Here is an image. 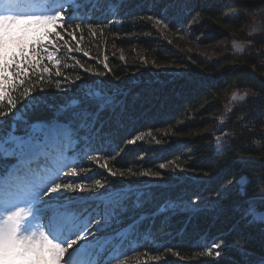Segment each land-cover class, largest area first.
Wrapping results in <instances>:
<instances>
[{
	"label": "trees",
	"instance_id": "16d2710c",
	"mask_svg": "<svg viewBox=\"0 0 264 264\" xmlns=\"http://www.w3.org/2000/svg\"><path fill=\"white\" fill-rule=\"evenodd\" d=\"M115 4L113 12L123 9L119 15L121 27L125 32L137 31L139 38L131 42L145 49V57L152 60L147 70L133 78L134 84L112 94L119 102L116 112L101 115L98 133L92 137L99 148L113 144L122 147L123 154L112 165L108 166L103 159L95 161L99 169L121 168L126 173L127 179L111 177L110 186L122 187L126 181L151 193L137 211L125 214L119 228L132 227L115 240L116 244L119 248L127 244L131 234L135 244L142 242L145 246L150 239L155 244V252L169 259L162 264H239V248L264 252V238L259 231L244 227L238 221V213L232 210L243 203L236 187L214 208L209 209L205 204L218 198L220 190L232 186L241 176L246 177L248 197L258 195V188L264 189V120L257 115L264 113V35L248 38L250 45L242 55L234 54L228 43V38L248 25L249 16L255 20L252 12L264 7V0H158L155 3L154 0H125L123 4ZM104 5L107 3L102 2L89 16L108 21L112 13L107 9L103 12ZM159 10L172 27L193 25V31L199 36L197 44L205 51L188 52L185 56L167 44L156 42L148 18L157 15ZM76 23L81 21L75 20L71 28L60 29L63 33L75 30L76 43L88 54L80 57L88 71L78 69L65 49L59 57L64 64L63 75L75 80L79 74L83 80L75 86V91L62 95L55 91V70H51L52 77L36 73L27 86L33 94L46 97L48 103L59 104L69 96H80L85 86L95 79L97 83L100 80L101 90L108 89L104 76L88 73L102 71L96 56L115 24L82 23L81 29H75ZM68 40L65 36V41ZM218 41L226 42L212 49ZM117 43L124 45L126 40ZM163 62L186 63L187 68L174 76L161 74L156 67ZM134 71L122 65L107 73L113 80L123 72L131 75ZM235 91L246 93L247 98L229 105L226 95ZM106 92L103 93L107 95ZM18 96L19 89L12 93V99ZM24 103L25 98L21 97L19 110L14 111L16 119L29 114L21 107ZM0 111L9 112L7 101L0 103ZM36 113L50 115L44 105ZM211 115L223 122L215 133L222 140L218 146L214 145L213 137L197 134ZM13 118L10 115L0 121L5 130ZM176 134L182 139L174 140ZM161 163L167 166L160 170L161 178L140 176L141 172L157 171ZM100 165L107 167L100 168ZM197 198L204 209L198 213L181 212L172 207L181 201L188 207L187 202H195ZM161 207L168 210L161 213ZM141 214H145L144 218L137 220ZM134 220H137L135 224ZM219 244H225L226 249L215 256L212 250ZM96 247L105 246L99 242ZM152 249L153 246L148 248Z\"/></svg>",
	"mask_w": 264,
	"mask_h": 264
},
{
	"label": "snow or ice",
	"instance_id": "6c2138e0",
	"mask_svg": "<svg viewBox=\"0 0 264 264\" xmlns=\"http://www.w3.org/2000/svg\"><path fill=\"white\" fill-rule=\"evenodd\" d=\"M102 2L111 4L114 0H73L65 18L63 5L47 13H36L33 11L35 0H0V103L7 101L9 108L7 113L0 111V121L10 115L14 117L7 130L0 123V264H102V258H93L94 253H86L79 259L78 253L97 240L119 237L122 231L119 225L123 223L125 214L137 211L142 202L151 196L150 192L130 183L112 187L108 182L96 179L86 189L75 182L62 184L57 182V178L44 195L49 198L57 193L65 195L52 201L48 207L38 205L33 209L27 203L26 186L34 174L38 175L58 156H71L82 143L91 140L98 133L101 115L105 112L115 114L119 104L111 93L106 95L100 90H93L90 85L85 86L80 96H69L59 104L48 103L46 97L33 94L27 86L37 70L40 76L47 74L52 77L50 68L46 66L51 64L57 69L55 91L62 95L75 91L83 76L78 74L75 80H68L60 71L64 64L59 57L66 49L77 68L87 72L80 57L88 54L82 52L76 43L75 30L65 31L61 35L54 29L58 24L71 28L77 19L81 23H76L75 29H81L82 23L89 26L106 23L107 20L97 21L94 15L89 16ZM118 2L123 4L125 0ZM89 30H92L91 27ZM50 36L54 40L45 43ZM65 36L69 38L68 42L64 40ZM234 47L241 45L234 44ZM108 59L105 55L104 61ZM103 68L111 73L107 63ZM88 74L102 77L105 72ZM18 89L20 96L13 100L12 93ZM38 91L44 92L46 89ZM21 97L25 98L21 107L29 114L16 119L14 111L19 110ZM233 99L236 97L233 96ZM41 105L50 115L36 113ZM257 115L264 120V113ZM109 155H115V151ZM88 159L94 160L95 157L89 155ZM166 167L161 163L157 171L141 172L140 176L161 178L160 170ZM108 175L127 179L124 172L109 171ZM233 187L237 188L243 199L242 205L232 209L238 213L239 223L247 228H256L264 238V189L258 188V195L248 197L246 177L241 176L232 186L220 190L218 198L205 202L206 206L214 208L227 198ZM83 192L92 195H68ZM187 203L188 207H184L183 201L174 203L172 207H178L181 212L198 213L204 210L199 198ZM167 210L163 207L159 209L161 213ZM144 215L141 214L137 220H142ZM225 249V244H219L212 251L215 256H220ZM238 251L241 256L239 264H264V252L255 253L245 248Z\"/></svg>",
	"mask_w": 264,
	"mask_h": 264
},
{
	"label": "rangeland",
	"instance_id": "374dc122",
	"mask_svg": "<svg viewBox=\"0 0 264 264\" xmlns=\"http://www.w3.org/2000/svg\"><path fill=\"white\" fill-rule=\"evenodd\" d=\"M244 1H255V0H244ZM116 2L118 0H114V4L104 5L101 10L103 12L112 13L109 20L104 24H115L113 26V31L107 34L104 42L100 46V52L97 54L96 58L99 61V65L101 66V70L105 72L103 75L104 82L107 83L108 89L105 88L106 93L115 94L116 90L122 91L125 87L130 84H134L135 80L133 79L139 72H143L149 68V64H151V58L148 59L145 57L147 51L145 49L137 47L131 40H136L139 38V34L135 30L127 31L121 27L119 20V15L123 12V9H118L113 12L116 6ZM73 3V0H35L33 11L36 13H47L55 8L63 5L65 18H67V9L70 4ZM119 8V7H117ZM102 12V13H103ZM162 10H159L157 15L150 16L148 18L149 23L153 28V34L156 42H159L161 45H169L172 50L177 51L178 53L184 54L185 56L188 52H198L202 53L205 50L201 49L197 41L199 36L193 31V25H182L179 27H172L168 19L162 15ZM163 17V19L161 18ZM251 16L248 17V25L245 28H242V31H237L233 34V38H228V43L230 48L234 54L242 55L246 48L250 45V41L248 38L257 37L264 35V7L257 9L255 12H252V17H255L254 21L251 20ZM253 19V18H252ZM76 21H80L77 19ZM159 21V23H157ZM67 25L58 24L54 31L61 32L63 34V30L60 28H65ZM61 30V31H60ZM245 34H240V32H244ZM61 34V35H62ZM193 34H196L193 36ZM141 35V34H140ZM142 37H146L142 34ZM195 39H194V38ZM229 37V35H228ZM108 38V39H107ZM49 40H54L53 36L47 38L45 43ZM65 40V37H64ZM118 40H126L124 45L118 44ZM226 41H218L214 43L211 48H215L219 46V44L225 45ZM234 44H240L241 47H234ZM107 55L109 57L108 61H104V56ZM123 57V59H121ZM184 60V59H183ZM104 63H107L112 70H116L123 66H129L134 68V72L131 75H127L123 72V75L116 77L115 79H109L110 75L107 73L106 69L103 68ZM50 70H57L55 65L47 64ZM156 71L161 74H171L175 75L179 73L182 68H187L186 63H171V62H163L156 67ZM62 68L60 71L62 72ZM37 74H39V70H37ZM109 80H107V78ZM105 78V79H104ZM94 83H89L93 90H100L101 92H105L104 89L101 90L100 80L97 83V79H95ZM107 81V82H106ZM112 84V85H111ZM107 89V90H106ZM233 96L236 99H233ZM244 97V99H241ZM228 99V104L233 105L237 103H241L246 100L247 95L244 92L235 91L229 96L226 95ZM222 120L217 116H209L207 117V122L204 125L205 127L199 131L198 135H207L213 137V142L215 146H218L222 143L220 135H216L215 133L220 130L222 125ZM174 140L182 139L181 135H174ZM94 140H91L82 143L79 148L72 154L71 156H58L53 163H49L46 168L41 171L38 175L34 174L33 179L26 186V194L28 196L27 203L31 204L33 209H35L38 205H43L48 207L51 205L52 201H56L60 199L61 196L65 195L64 193L53 194L51 198L45 196L44 193L47 191L48 187L58 178L57 182L60 183H70L75 182L80 184L84 188H88L93 185L96 179H100L102 182L111 183V177L108 175L109 171L106 169H99L96 167V159H103L105 163L110 166L113 162L118 159L122 154V147H115V144L104 146L102 148H98L97 146L93 147ZM115 151V155H109ZM94 156V160H89L88 156ZM73 170H75V175L73 174ZM115 171L117 173L123 172L121 168H116ZM129 171V170H128ZM107 178V181H106ZM129 184V182L123 181V185ZM68 195H76L82 197H88L92 194L89 192L83 193H68ZM166 207H168L166 205ZM178 208V207H177ZM2 214V213H0ZM36 219H40V217H36ZM127 222H129L127 220ZM129 227H126L121 231L120 234L126 233ZM129 238V248L123 251H117L113 249L114 243L112 242L107 250L103 251L101 254H95L94 243L89 244L82 250V254L78 255V259L82 258L86 253H94L95 260H101L104 257H107L109 254L110 258L105 264H162L163 262H168L169 259L165 256V254H157L155 252V244L152 240H148L146 245L142 242L137 245L133 242V235H130ZM106 239H100L103 243H107ZM153 246L152 250H148L149 247ZM145 247L147 249H145ZM112 249L111 251H109Z\"/></svg>",
	"mask_w": 264,
	"mask_h": 264
}]
</instances>
